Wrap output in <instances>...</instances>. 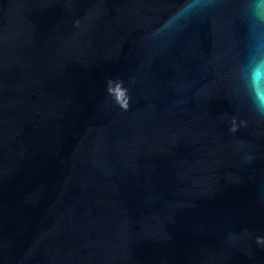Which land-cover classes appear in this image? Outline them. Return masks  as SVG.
Listing matches in <instances>:
<instances>
[{
    "label": "water",
    "instance_id": "95a60500",
    "mask_svg": "<svg viewBox=\"0 0 264 264\" xmlns=\"http://www.w3.org/2000/svg\"><path fill=\"white\" fill-rule=\"evenodd\" d=\"M257 62L264 0H0V264H264Z\"/></svg>",
    "mask_w": 264,
    "mask_h": 264
},
{
    "label": "clouds",
    "instance_id": "9594fccd",
    "mask_svg": "<svg viewBox=\"0 0 264 264\" xmlns=\"http://www.w3.org/2000/svg\"><path fill=\"white\" fill-rule=\"evenodd\" d=\"M194 5L193 3H186L185 5L182 6L181 12H183L186 9L192 8ZM250 78L253 86V90L257 96V98L261 101L264 102V62H257L251 67L250 71ZM113 81L109 80L108 85L109 87L107 88V92L109 94L112 93V85ZM116 87L119 89V94L115 96V103L119 105V107L122 110H128L129 108V100L130 97L128 95V90L127 88L123 87V81H117L116 82ZM230 131L236 132L237 127L235 125V121H233V126L231 127ZM258 243L264 242V239L257 238Z\"/></svg>",
    "mask_w": 264,
    "mask_h": 264
},
{
    "label": "snow or ice",
    "instance_id": "6c2138e0",
    "mask_svg": "<svg viewBox=\"0 0 264 264\" xmlns=\"http://www.w3.org/2000/svg\"><path fill=\"white\" fill-rule=\"evenodd\" d=\"M117 93L119 94V89H117Z\"/></svg>",
    "mask_w": 264,
    "mask_h": 264
}]
</instances>
